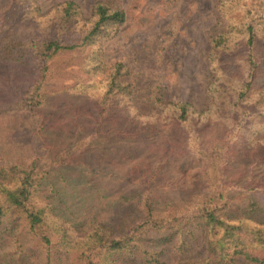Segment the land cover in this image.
<instances>
[{
    "label": "rangeland",
    "instance_id": "rangeland-1",
    "mask_svg": "<svg viewBox=\"0 0 264 264\" xmlns=\"http://www.w3.org/2000/svg\"><path fill=\"white\" fill-rule=\"evenodd\" d=\"M68 1L78 20L66 43L90 29L97 2L121 8L126 20L82 52L45 57L37 43L54 35ZM251 1L0 0V44L22 43L25 55L7 58L0 49V161L47 170L44 195L76 225L104 221L120 230L145 198L183 208L217 190L228 219L264 226V0H253L262 24L251 51L236 29ZM119 63L131 92L107 95ZM26 92L33 107L16 104ZM178 102L191 105L188 123L174 120ZM16 228L19 242L2 250H24V262L0 256V264H72L65 252L42 254L37 238ZM188 244L199 254L200 237ZM159 249L167 264L185 257L171 244Z\"/></svg>",
    "mask_w": 264,
    "mask_h": 264
},
{
    "label": "trees",
    "instance_id": "trees-1",
    "mask_svg": "<svg viewBox=\"0 0 264 264\" xmlns=\"http://www.w3.org/2000/svg\"><path fill=\"white\" fill-rule=\"evenodd\" d=\"M263 3H259V9ZM259 9L253 0L245 5L236 27L245 33V44L250 51L262 24ZM253 11L255 13L251 14ZM77 15L73 1L66 2L58 10L54 35L37 43L43 56L69 50L82 52L97 36L106 34L104 37H108L107 30L122 25L126 20L121 8L97 2L93 7L96 19L90 29L77 42L66 43L63 41L67 34L65 30L77 22ZM214 45H221L220 40H214ZM0 49L7 58H25L22 43H13L12 39L0 44ZM122 67V63L111 67L113 69L108 73L105 85L107 95L126 90L131 92L130 83L121 80L124 76L120 73ZM28 101L26 92V96L16 104L31 107ZM36 103L38 101L34 105ZM171 108L174 120L187 122L191 108L188 102L172 103ZM47 172L34 162L0 161V256L7 260L14 258L17 262H24V250H2L6 242H19L16 227L22 225L28 236L37 238L42 254L45 252L49 256L52 251L65 252L71 255L72 264H121L125 258L137 259L144 264H167L161 256L163 249H159L163 244H171L177 255L185 256L173 264H264V226H250L242 219H228L221 209L225 203L219 204L220 191L200 194L183 208L173 205L159 209L153 201L145 198L138 209L140 215L117 230L104 221L90 220L82 226L56 215L50 197L43 191ZM197 237H200L201 245L195 253L199 254L192 256L188 240H196ZM14 245L20 248V244ZM32 256L30 254L29 257L35 258Z\"/></svg>",
    "mask_w": 264,
    "mask_h": 264
}]
</instances>
